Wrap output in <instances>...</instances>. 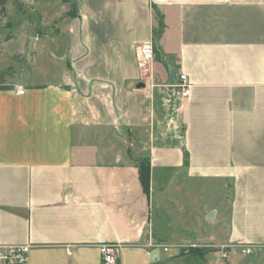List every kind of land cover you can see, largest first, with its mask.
Here are the masks:
<instances>
[{
  "label": "crops",
  "instance_id": "obj_1",
  "mask_svg": "<svg viewBox=\"0 0 264 264\" xmlns=\"http://www.w3.org/2000/svg\"><path fill=\"white\" fill-rule=\"evenodd\" d=\"M2 2L0 243L28 264H101L103 244L117 264H264V0ZM159 19L180 108L167 65L139 66Z\"/></svg>",
  "mask_w": 264,
  "mask_h": 264
},
{
  "label": "built area",
  "instance_id": "obj_2",
  "mask_svg": "<svg viewBox=\"0 0 264 264\" xmlns=\"http://www.w3.org/2000/svg\"><path fill=\"white\" fill-rule=\"evenodd\" d=\"M139 66L142 69L148 70L154 59L153 43L149 41L142 44L138 49ZM176 91L178 100L183 103L190 94V83L185 74L176 75L173 86ZM22 92H19L21 94ZM155 247L163 248L166 252L167 248L162 246ZM101 256V264H117L119 247L112 244H103L98 247ZM29 245H5L0 243V264H28L29 260ZM220 259L226 258V253L222 252L219 255Z\"/></svg>",
  "mask_w": 264,
  "mask_h": 264
},
{
  "label": "rangeland",
  "instance_id": "obj_3",
  "mask_svg": "<svg viewBox=\"0 0 264 264\" xmlns=\"http://www.w3.org/2000/svg\"><path fill=\"white\" fill-rule=\"evenodd\" d=\"M12 21V23L14 24V26L12 27V29L11 30H9V29H7V30H5L8 34H15L16 32H21L22 30L20 29V27H22L23 26V24H21L23 21H24V19L23 18H17V17H15V16H13V19L11 20ZM157 26V25H156ZM155 31H158V27H155ZM15 44V46L17 45V44H21L22 43V41L20 40V41H18V42H14ZM11 46V45H10ZM157 59V58H156ZM157 60H160V59H157ZM164 60V59H163ZM163 60H161V61H163ZM45 70H46V68H44ZM164 90H165V96L167 97V99L169 100L168 102H169V104H171V105H177V106H179V108H180V102H179V100H178V97H177V94H176V91L172 88V87H164L163 88ZM180 110V109H179ZM179 126H180V128H181V124H179ZM144 162H145V160H143ZM193 187V190L192 191H194L195 190V188H194V185L192 186ZM204 188L207 190V185H205V186H203L202 188H200V193H201V196H200V202H203V201H206V200H208V194L207 193H209V194H211V195H217V198L219 197V200H223V198H226L227 197V193H224L223 194V191L222 192H219L218 190H216V189H218V187L216 188V187H213L212 185L208 188V191H204V192H202L203 190H204ZM199 190V189H198ZM197 190V191H198ZM222 190V189H221ZM196 195V194H195ZM185 218H187L186 220L187 221H189V222H192V221H194L193 220V218H192V216L189 214V213H187V214H185V216H184ZM211 220H213V218H211V219H209V221H211ZM188 229H190V230H192V231H194V232H199V233H207V231H208V228H203V229H201V228H186V230H188ZM201 231H203V232H201ZM190 236H195V234H191ZM168 244V246L170 247L171 245H172V243L171 242H167ZM187 248H185L184 250H186ZM190 250H192V248H190ZM167 251H168V249H167ZM177 251V248H175V247H173V248H169V251H168V253H174V252H176ZM217 251H219L220 253H222V252H224L225 253V249H219V250H217Z\"/></svg>",
  "mask_w": 264,
  "mask_h": 264
},
{
  "label": "trees",
  "instance_id": "obj_4",
  "mask_svg": "<svg viewBox=\"0 0 264 264\" xmlns=\"http://www.w3.org/2000/svg\"><path fill=\"white\" fill-rule=\"evenodd\" d=\"M2 5H3V2L2 0H0V14L3 11ZM156 23H157V27L160 30L153 32V38H152L153 53L157 59L163 60L160 54L159 46H158V42H159L160 35H161V28H162L161 19H159V21ZM143 160L137 161L138 162L137 169H138V176H139V181L142 186V189L144 193H147L149 189V166H148L147 160H145V162Z\"/></svg>",
  "mask_w": 264,
  "mask_h": 264
},
{
  "label": "water",
  "instance_id": "obj_5",
  "mask_svg": "<svg viewBox=\"0 0 264 264\" xmlns=\"http://www.w3.org/2000/svg\"><path fill=\"white\" fill-rule=\"evenodd\" d=\"M33 43H34V40H31L30 44L28 45V49H27V57L28 58H30L31 48H32ZM163 62L167 65V69H168V73H169L168 84H169V86H173L175 78H176V71L173 67H171V65L166 60H163Z\"/></svg>",
  "mask_w": 264,
  "mask_h": 264
}]
</instances>
